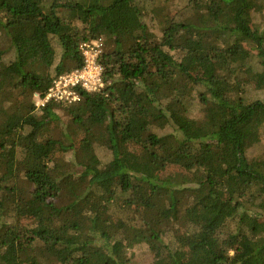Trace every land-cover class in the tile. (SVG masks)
<instances>
[{
    "label": "trees",
    "instance_id": "obj_1",
    "mask_svg": "<svg viewBox=\"0 0 264 264\" xmlns=\"http://www.w3.org/2000/svg\"><path fill=\"white\" fill-rule=\"evenodd\" d=\"M98 39L102 87L46 100ZM140 245L264 264V0H0V264Z\"/></svg>",
    "mask_w": 264,
    "mask_h": 264
},
{
    "label": "built area",
    "instance_id": "obj_2",
    "mask_svg": "<svg viewBox=\"0 0 264 264\" xmlns=\"http://www.w3.org/2000/svg\"><path fill=\"white\" fill-rule=\"evenodd\" d=\"M84 57V66L82 69L75 70L69 74L61 75L53 81L47 93L46 100L63 101L71 105H76L79 101L78 95L73 91V87L81 85L88 91L97 90L102 87L101 71L102 68L98 63L101 55V40L94 41L90 44H83L80 47ZM39 105L44 102L38 95H34Z\"/></svg>",
    "mask_w": 264,
    "mask_h": 264
},
{
    "label": "rangeland",
    "instance_id": "obj_3",
    "mask_svg": "<svg viewBox=\"0 0 264 264\" xmlns=\"http://www.w3.org/2000/svg\"><path fill=\"white\" fill-rule=\"evenodd\" d=\"M181 1L185 2V0H179V2ZM191 65L195 66V70L200 73L208 74V72H210V66L206 61L195 60L191 62ZM32 99L35 104L39 105L38 100L35 96H33ZM198 111H195L194 114H197ZM129 255L134 261H137L140 264H150L153 260L149 248L146 245L136 246L133 250L130 251Z\"/></svg>",
    "mask_w": 264,
    "mask_h": 264
}]
</instances>
